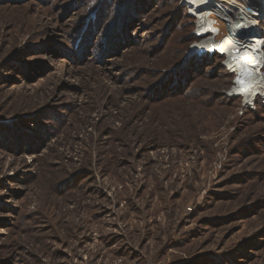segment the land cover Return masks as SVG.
Returning a JSON list of instances; mask_svg holds the SVG:
<instances>
[{
  "label": "rangeland",
  "instance_id": "1",
  "mask_svg": "<svg viewBox=\"0 0 264 264\" xmlns=\"http://www.w3.org/2000/svg\"><path fill=\"white\" fill-rule=\"evenodd\" d=\"M198 22L186 0H0V264H264V97L193 57Z\"/></svg>",
  "mask_w": 264,
  "mask_h": 264
},
{
  "label": "bare ground",
  "instance_id": "2",
  "mask_svg": "<svg viewBox=\"0 0 264 264\" xmlns=\"http://www.w3.org/2000/svg\"><path fill=\"white\" fill-rule=\"evenodd\" d=\"M228 1L230 0H216V6ZM233 1L240 2L241 5ZM186 2L192 14L199 19V35L196 36L203 40L195 44L191 52L196 54L193 57L204 58L209 53V55L226 57L225 66L235 71L237 77V83L232 90L233 95L242 97L249 106L255 105V100L259 95L264 97L262 69L264 65V40L263 36L257 33L262 21H264V0H231L232 4L237 5L241 11L235 17L228 14V8H220L215 12L211 8L205 7L206 0H186ZM248 7H252V11H249ZM257 26L258 28H256ZM253 27H255V36L249 39L244 37V42L247 43L239 44L237 47L235 39L231 36V30L233 29L235 33L243 35L241 30L250 31Z\"/></svg>",
  "mask_w": 264,
  "mask_h": 264
},
{
  "label": "trees",
  "instance_id": "3",
  "mask_svg": "<svg viewBox=\"0 0 264 264\" xmlns=\"http://www.w3.org/2000/svg\"><path fill=\"white\" fill-rule=\"evenodd\" d=\"M195 39L197 40V37H195ZM208 56H211V55H207V56H204V58L205 59H207L208 58ZM212 57H215V58H222V57H220V56H218V55H212ZM197 58H203V57H197ZM225 68V70H226V72H228V74H230V76H232L233 77V73H231V72H229V70L226 68V67H224ZM263 73H264V68H263ZM231 84H233L232 86H230L231 88L234 86V81H233V83H231ZM260 96H258V98H259ZM257 98V99H258ZM256 102V101H255ZM256 104V103H255Z\"/></svg>",
  "mask_w": 264,
  "mask_h": 264
},
{
  "label": "built area",
  "instance_id": "4",
  "mask_svg": "<svg viewBox=\"0 0 264 264\" xmlns=\"http://www.w3.org/2000/svg\"><path fill=\"white\" fill-rule=\"evenodd\" d=\"M226 67V66H225ZM227 68V67H226ZM264 68V67H263ZM262 68V69H263ZM228 69V68H227ZM230 72H231V70L230 69H228ZM232 73V72H231ZM233 74H235L236 75V73H233ZM263 75H264V73H263ZM236 80H237V78H235V80H234V84H236L235 82H236ZM234 88V86L231 88V90ZM232 93V92H231ZM231 97H234L232 94H231Z\"/></svg>",
  "mask_w": 264,
  "mask_h": 264
},
{
  "label": "water",
  "instance_id": "5",
  "mask_svg": "<svg viewBox=\"0 0 264 264\" xmlns=\"http://www.w3.org/2000/svg\"><path fill=\"white\" fill-rule=\"evenodd\" d=\"M226 65H227V64H226ZM230 70H231V72H232V73H236V72H235V71H233L232 69H230ZM235 83H237V80H236V82H235ZM232 90H233V89H232ZM231 94L233 95V91H232V93H231ZM233 96H234V97H238V95H235V94H234Z\"/></svg>",
  "mask_w": 264,
  "mask_h": 264
}]
</instances>
